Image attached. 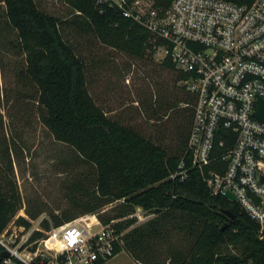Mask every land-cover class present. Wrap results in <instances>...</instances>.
<instances>
[{"label": "trees", "instance_id": "16d2710c", "mask_svg": "<svg viewBox=\"0 0 264 264\" xmlns=\"http://www.w3.org/2000/svg\"><path fill=\"white\" fill-rule=\"evenodd\" d=\"M64 1L74 11L69 20L46 13L34 0H0V55L4 50L22 55L18 73L36 85L42 122L57 139L69 144L88 168L92 188L85 191L91 198L73 201L71 210L85 213L120 197L124 205L140 206L147 212L143 221L132 225L134 218H124L115 223L117 231L123 232L121 243H114V252L124 249L144 264L165 261L166 257H158L154 241L165 244L167 264H264V226L260 231L238 203L213 193L202 172L190 164L185 142L191 109L181 105L189 96L177 83L179 73L170 60H155L174 72L180 89V95L171 99L161 95L157 102L164 109L179 105L174 110L178 115L173 124L176 142L165 144L106 115L94 102L86 87L84 60L61 30L70 22L101 44L152 59L151 33L115 6L95 0ZM168 1L152 0L154 5ZM2 124L0 113V231L21 206L10 175L9 151L14 141L10 139L8 144ZM68 211L63 210L56 223L75 217ZM36 213L28 210L30 216ZM14 221L28 225L22 216ZM174 235L178 236L176 242L171 239ZM237 244L242 245V255L215 254L223 245ZM13 264L21 263L14 259Z\"/></svg>", "mask_w": 264, "mask_h": 264}, {"label": "built area", "instance_id": "2783aa9c", "mask_svg": "<svg viewBox=\"0 0 264 264\" xmlns=\"http://www.w3.org/2000/svg\"><path fill=\"white\" fill-rule=\"evenodd\" d=\"M95 1L115 6L151 33L154 59L170 60L189 96L181 105L191 109L185 142L190 164L213 193L230 192L261 231L264 118L255 111L258 99L264 102V0ZM16 217L0 231V251H7L0 264H105L122 241L118 220L101 223L94 213L58 225L48 220L42 236L36 232L44 214L30 226Z\"/></svg>", "mask_w": 264, "mask_h": 264}, {"label": "rangeland", "instance_id": "374dc122", "mask_svg": "<svg viewBox=\"0 0 264 264\" xmlns=\"http://www.w3.org/2000/svg\"><path fill=\"white\" fill-rule=\"evenodd\" d=\"M34 1L38 8L57 18L69 20L74 12L64 0ZM61 31L62 36L75 45L84 60L87 90L106 115L131 124L154 140L165 144L176 142L173 124L178 119L174 111L179 106L178 103L166 109L162 105L158 107L159 103L157 105L161 95L168 99L180 95L171 69L161 66L153 55L152 59L139 58L101 44L92 34L78 29L70 22H66ZM0 56L1 132L3 131L8 144L11 143L10 139L14 141V146L10 147L9 158L12 166L10 175L15 181L21 200V209L16 214H25L26 217L23 218L28 221V226L33 224L37 216L44 214L38 225L42 236V230L48 227V220L53 225L60 224L56 223V219L62 218L63 210L69 209L70 215L83 214L78 210H71L70 207L73 201L83 202L91 198L85 191L92 188L88 180L90 173L72 147L57 139L42 122L39 104L36 102V85L18 73L23 65L22 55L17 51L4 50ZM152 108L155 109L154 112ZM28 210H37V213L30 216ZM85 213H94L101 223L111 219L119 221L134 218V225L147 217V212L140 206L124 205L121 197ZM100 216L108 218L103 221ZM91 221L92 216L88 223ZM85 233V228L82 227L81 237ZM171 239L176 242L178 236L174 235ZM154 245L160 255L158 257H166L163 264H167L165 244L154 241ZM242 252L241 244L223 245L215 254L242 255ZM105 264L144 262L134 259L122 249Z\"/></svg>", "mask_w": 264, "mask_h": 264}, {"label": "water", "instance_id": "95a60500", "mask_svg": "<svg viewBox=\"0 0 264 264\" xmlns=\"http://www.w3.org/2000/svg\"><path fill=\"white\" fill-rule=\"evenodd\" d=\"M259 101V107L257 108V110L255 111V114L260 118L263 119L264 118V102L261 99H258ZM259 180H264V175L261 174L259 176ZM224 197L229 199V200H233V195L230 192H225L224 193ZM223 211L228 214L229 216H232V214L230 213V211L228 209H223ZM0 256H7V251L6 250H1L0 251ZM242 264H246L245 262H243Z\"/></svg>", "mask_w": 264, "mask_h": 264}, {"label": "crops", "instance_id": "0c3cea01", "mask_svg": "<svg viewBox=\"0 0 264 264\" xmlns=\"http://www.w3.org/2000/svg\"><path fill=\"white\" fill-rule=\"evenodd\" d=\"M118 252H119V251H118ZM118 252H117V253H118ZM117 253H116V254H117ZM113 256H114V255H113ZM113 256H112V257H113Z\"/></svg>", "mask_w": 264, "mask_h": 264}]
</instances>
